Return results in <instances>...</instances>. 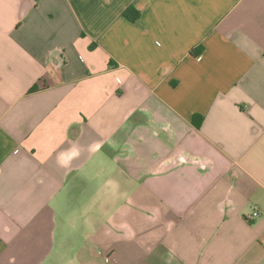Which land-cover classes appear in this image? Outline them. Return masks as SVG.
<instances>
[{
  "label": "crops",
  "instance_id": "obj_1",
  "mask_svg": "<svg viewBox=\"0 0 264 264\" xmlns=\"http://www.w3.org/2000/svg\"><path fill=\"white\" fill-rule=\"evenodd\" d=\"M0 264H264V0H0Z\"/></svg>",
  "mask_w": 264,
  "mask_h": 264
},
{
  "label": "trees",
  "instance_id": "obj_2",
  "mask_svg": "<svg viewBox=\"0 0 264 264\" xmlns=\"http://www.w3.org/2000/svg\"><path fill=\"white\" fill-rule=\"evenodd\" d=\"M124 16L127 18V19H129V20H131V21H134L136 18H137V12L135 11V10H133L132 8L131 9H127L125 12H124ZM200 48H197V49H194L193 51H191V53L193 54V55H198L199 53H200ZM34 89H32L31 90V92L33 91ZM193 122H194V125H195V127L197 128V127H199V125H200V122H201V119L199 118H193Z\"/></svg>",
  "mask_w": 264,
  "mask_h": 264
},
{
  "label": "built area",
  "instance_id": "obj_3",
  "mask_svg": "<svg viewBox=\"0 0 264 264\" xmlns=\"http://www.w3.org/2000/svg\"><path fill=\"white\" fill-rule=\"evenodd\" d=\"M253 216L256 217V216H258V215H257V213H253Z\"/></svg>",
  "mask_w": 264,
  "mask_h": 264
}]
</instances>
